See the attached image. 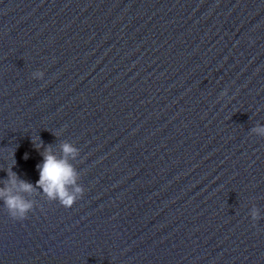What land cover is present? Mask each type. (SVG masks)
<instances>
[{
	"label": "water",
	"instance_id": "95a60500",
	"mask_svg": "<svg viewBox=\"0 0 264 264\" xmlns=\"http://www.w3.org/2000/svg\"><path fill=\"white\" fill-rule=\"evenodd\" d=\"M259 128L264 0H0V189L34 204L0 264H264ZM63 144L71 208L35 187Z\"/></svg>",
	"mask_w": 264,
	"mask_h": 264
},
{
	"label": "clouds",
	"instance_id": "9594fccd",
	"mask_svg": "<svg viewBox=\"0 0 264 264\" xmlns=\"http://www.w3.org/2000/svg\"><path fill=\"white\" fill-rule=\"evenodd\" d=\"M37 79L43 78V73H36ZM256 132L264 134V128L255 129ZM63 156L58 158L51 149H45L42 154V163L38 165L39 179L35 185L47 196L49 200L57 201L64 208H71L83 195V189L77 185V173L68 163V158H76L78 150L69 144L61 147ZM9 183L16 188L17 193H30L34 186L25 181L17 179L14 173L9 172ZM72 188L69 191V188ZM0 202L13 220H24L32 211L33 202L19 194H14L9 188L0 189ZM256 212H253V219Z\"/></svg>",
	"mask_w": 264,
	"mask_h": 264
}]
</instances>
